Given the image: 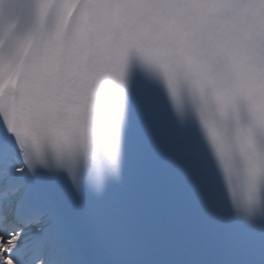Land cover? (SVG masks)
Returning <instances> with one entry per match:
<instances>
[{
  "label": "snow or ice",
  "instance_id": "obj_1",
  "mask_svg": "<svg viewBox=\"0 0 264 264\" xmlns=\"http://www.w3.org/2000/svg\"><path fill=\"white\" fill-rule=\"evenodd\" d=\"M41 16L89 45L0 74V264H264V0H0V64Z\"/></svg>",
  "mask_w": 264,
  "mask_h": 264
}]
</instances>
